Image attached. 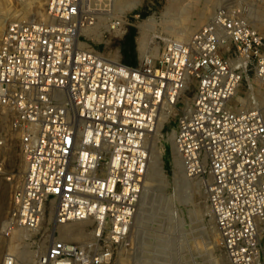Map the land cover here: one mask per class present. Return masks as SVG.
I'll return each mask as SVG.
<instances>
[{"label":"built area","instance_id":"2783aa9c","mask_svg":"<svg viewBox=\"0 0 264 264\" xmlns=\"http://www.w3.org/2000/svg\"><path fill=\"white\" fill-rule=\"evenodd\" d=\"M115 2L47 0L44 21L14 22L0 40V110L24 163L0 226V264H26L9 249L18 232L31 248L46 232L28 264H111L131 238L160 114L176 109L190 80L174 138L184 174L203 183L228 263L264 264V116L231 109L249 72L264 84V35L248 22L264 0L218 7L185 44L168 42L137 67L79 48L100 19L121 32ZM5 147L0 130V180L11 182ZM78 222L91 224L89 243L56 238Z\"/></svg>","mask_w":264,"mask_h":264},{"label":"rangeland","instance_id":"374dc122","mask_svg":"<svg viewBox=\"0 0 264 264\" xmlns=\"http://www.w3.org/2000/svg\"><path fill=\"white\" fill-rule=\"evenodd\" d=\"M34 1L29 0L21 4L11 0H0V40L10 24L32 20ZM116 1L118 2V0ZM234 1L236 0H211L208 6L211 5L213 9L206 11L208 17L218 7L227 4L232 5ZM46 3L47 0H44L43 11ZM204 4V0H138L135 9L125 13L116 10L113 13V19L122 18L124 22L121 32L113 33L109 28V19L103 18L102 22L99 20L97 23V31L94 35L90 34L91 37L87 38L82 34L80 42L84 44L85 50H93L99 53L108 62L137 67L145 56L138 45L141 37L140 25L143 22L152 18L155 21L154 29H148L147 50L145 49V52L151 59H157L161 55L166 42L175 43L169 35V28H178V25L180 27L181 24H184L183 19L194 12L195 6L201 8ZM253 10V16L260 15L264 20V12H261L264 10L261 6H256ZM169 16H172L175 21L168 23ZM207 21L208 19L191 24L188 39ZM258 24L254 28L258 33L264 35V27L261 28ZM106 28L108 31L105 30ZM154 48L157 49V53H152ZM250 86L254 91L258 89V91L264 92V85L254 79L253 73L249 72L248 76L242 81L236 96L241 100H245L247 97L254 100L255 92L249 90ZM195 88L196 82L191 80L188 89L180 96L176 109L171 112L170 116L168 115L167 122L161 126L158 138L154 136L148 142L150 167L145 180L147 187H150V189H147L144 201L142 200L139 203V215L133 225L130 240L118 250L111 264H229L221 249L220 242L215 247L209 235L210 229L215 225L207 203L203 183L199 179H190L185 176L183 168L182 175L176 176L173 168L175 153L173 145L177 130V117L184 111V106L191 103ZM236 96L231 103V109L241 111L242 107L236 100ZM258 109L262 111L261 106H258ZM10 118V114H2L0 110V130L6 135V147L1 150V158L5 163L6 174L12 177L11 182L0 180V226L9 209L13 191L19 185L24 171L18 139L9 130ZM152 146H155V153L152 151ZM156 157L158 159L157 171L150 172L153 159ZM180 181L197 185V190L196 188L195 191L182 189L178 183ZM199 192L200 194H198ZM170 214L174 219L168 225L167 218ZM49 224L50 222L46 221L39 234L48 229ZM83 224L84 233H89L91 226L86 225V223ZM168 226L171 228H168ZM59 230L55 233L58 239L62 238ZM38 237L39 235H34V238L37 239ZM16 241L13 240L10 250L18 255V250H22L24 247H21V241ZM29 250L36 252L35 257L41 252L40 250L37 252V245H32ZM33 258L34 256L25 261L31 262Z\"/></svg>","mask_w":264,"mask_h":264},{"label":"bare ground","instance_id":"6f19581e","mask_svg":"<svg viewBox=\"0 0 264 264\" xmlns=\"http://www.w3.org/2000/svg\"><path fill=\"white\" fill-rule=\"evenodd\" d=\"M34 2H35V5H34ZM34 2H33L34 8H32V9H34V12L32 11L33 15H31V18H32L31 21H35V22L44 21L45 20V10L44 11L42 10L43 4H44V0H35ZM116 2H115V5H114V12L117 10L120 13H125L127 11H131V10L135 9V7L138 5V0H118L117 4H116ZM204 3H205L204 6L201 7V8H196V6H195L194 10H193L194 12L190 13L185 19H183L184 24H181L180 27L178 25L177 26L178 28H174V29L169 28L170 29L169 30V32H170L169 35H171V38H173L175 43H177V44H185L189 40L188 39L189 38L188 34H189V31H190L191 24H194V23L196 24V23H198L200 21L207 20V19L209 20L210 19L211 16L208 17V14H207L206 11L210 10L211 8L213 9V7L211 5L208 6L211 3V0H204ZM261 7H262V10H264V5H262ZM253 8L251 9L250 14L248 15L249 24L253 28L258 23H259L258 24L259 27H261V28L264 27V20H262V18H261L262 16L261 17H260V15L259 16H257V15L253 16V11H254ZM261 12H264V11H261ZM181 15H183V14H181ZM169 17L170 18L167 19L168 23L169 22L172 23L173 21H175V19L172 16H169ZM100 21L102 22V19H100ZM252 21L254 22V24H253ZM154 27H155V21H154L153 18L146 20L145 22H143V24L140 25L141 37L139 39L138 45H139V48H140L142 54L145 55L143 58H151L150 56L146 55L147 53L145 52V49H146L147 42H148V39H147L148 29L152 30V29H154ZM105 30L108 31L107 28ZM96 31H97V26H95L92 29L84 30V31L81 32V34L85 35L87 38H90L91 37L90 34L94 35V33ZM116 33H118V32H116ZM99 39H100V37H99ZM84 47H85L84 44H82L80 42L79 43V48L85 50ZM153 52L157 53V49L156 48L152 49V53ZM190 82H191V80L188 82L185 90L188 89V86H189ZM259 83L262 84L261 82H259ZM262 85H264V84H262ZM249 90L251 92H255L254 100L251 101L248 97L245 100H241L239 97H237L235 95L236 96V100L239 102V105H241V107H242V110L241 111H235L234 108H233L234 112L235 113H241V112H245V111H249L251 109H254L255 107L258 108V106H261V108H262L261 113H262V116H264V92H260V91H258V89H256V91H254L251 86H250ZM234 98H233V100H234ZM233 100H232V102H233ZM184 107H185L184 111H187L189 109V107H190V103H188V105L184 106ZM168 110L169 109H167V110L165 109V111H163L160 114L159 121L157 123V127H156V130H155V133H154L153 137L156 136V138H158V134H159V130L161 129V126L165 122H167L168 115L169 116L171 115L172 111H168ZM173 147L175 148L174 145H173ZM151 148H152L153 153H155V150H154L155 146H152ZM148 150H149V144H148ZM174 151H175V153H174V156H173V168H174V171L176 173V176H178L180 174L182 175L183 163H182L181 157L177 154L176 149H174ZM152 164H153V166H152V169L150 170V172H156L157 171L156 165L158 164L157 157L153 159V163ZM149 167H150V151H149V161H148V166H147L145 177H146V175L148 173ZM183 171H184V169H183ZM178 183L180 184V187L182 189H186V190H188V189L194 190L197 187V185H192V184H189L188 182H185V181H180ZM147 189H150V187H147V182H146V180L144 178L143 186H142V195L143 196H141V200H140L141 202L144 199V197H146L145 195H146ZM196 190H197V188H196ZM198 194H200V192ZM199 199H200V196H199ZM138 215H139V213H138ZM173 219L174 218L170 214L168 216V218H167L168 225H170L173 222ZM47 221L50 222V217L47 219ZM83 223H86V225H91L88 222H78V223H69L67 225L59 227L60 230H59V228H58V230H59L60 236H62V238H59V239L57 238V239L60 240V241L66 242V243H68V242L89 243L90 240H91L90 239L91 238V230L89 229V233H87V234L84 233V231H83L84 229H82V226L84 225ZM213 223H214V221H213ZM214 225H215V223H214ZM168 228H171V227L168 226ZM58 230H57V232H58ZM209 232H210L209 235H210V238L212 240V244L215 247H217L219 245L220 238H219L218 232L216 230V227L213 226L210 229ZM26 237H29V234H25V233H22V232L15 233L12 236V238H11L9 249H11V246L13 244V240H15V241L17 240V241L20 242L22 239H24ZM46 242H47V238H46V232H45L44 233V237L42 239H40L39 243L37 244V249H38L37 252H39V250L41 252L43 251V248H44V245L46 244ZM20 243L22 244L21 247L22 248L24 247V248L22 250L19 249L21 252L18 250V255L19 256L16 253H13V252L12 253L18 259L22 260L26 264L32 263L35 260L36 252H34L32 250L34 252V255H33V252H31L29 250V249H31L30 248V244L24 243V240H22ZM28 246H29V249H28ZM123 246L124 245H122L120 248H122ZM16 247H17V245H16ZM10 252H11V250H10ZM33 256H34L33 261H31V262H26L25 261V260H28V259L32 258Z\"/></svg>","mask_w":264,"mask_h":264}]
</instances>
